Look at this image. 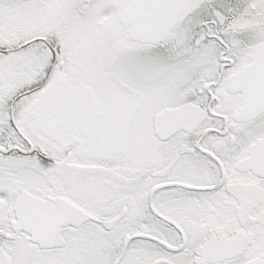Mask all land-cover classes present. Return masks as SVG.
Listing matches in <instances>:
<instances>
[{
    "label": "snow or ice",
    "instance_id": "6c2138e0",
    "mask_svg": "<svg viewBox=\"0 0 264 264\" xmlns=\"http://www.w3.org/2000/svg\"><path fill=\"white\" fill-rule=\"evenodd\" d=\"M0 264H264V0H0Z\"/></svg>",
    "mask_w": 264,
    "mask_h": 264
}]
</instances>
